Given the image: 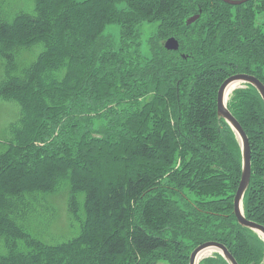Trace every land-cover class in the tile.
I'll use <instances>...</instances> for the list:
<instances>
[{
  "label": "trees",
  "instance_id": "trees-1",
  "mask_svg": "<svg viewBox=\"0 0 264 264\" xmlns=\"http://www.w3.org/2000/svg\"><path fill=\"white\" fill-rule=\"evenodd\" d=\"M189 1L32 0L27 11L11 12L0 0V48L9 51L0 54V101L17 96L34 111L24 128L20 106L11 138L0 141V264H159L162 253L168 264H189L193 250L209 241L224 244L238 264H264V239L234 215L242 152L217 115L218 87L227 77L251 74L264 84V24L255 17V6L264 14V0ZM143 25L160 33L147 53L138 41ZM108 27L118 28L120 46L105 36ZM171 37L177 52L164 48ZM21 53L33 59L17 62ZM49 71L57 75L55 96L41 87L53 104L46 110L35 87ZM259 97L248 85L228 108L260 149L251 150L243 201L246 218L264 226ZM249 100L259 114L253 125L242 114ZM64 198L76 226L72 240L52 228ZM200 264L228 263L216 253Z\"/></svg>",
  "mask_w": 264,
  "mask_h": 264
},
{
  "label": "rangeland",
  "instance_id": "rangeland-1",
  "mask_svg": "<svg viewBox=\"0 0 264 264\" xmlns=\"http://www.w3.org/2000/svg\"><path fill=\"white\" fill-rule=\"evenodd\" d=\"M28 1L32 2V0H6L7 5L5 7L11 6L12 7V9H10L11 12L16 11V10L17 11H27V9L30 6H32V3H28ZM184 1L185 2H190L189 0H184ZM47 3H48L49 6H52V5L54 6V3H50V2H47ZM193 3H195V2H193ZM198 3H200V5H203V6L206 5L205 0L199 1ZM255 8H256V13H255L256 23L258 22L259 24H264V18L260 17V15H261L260 8H258V6H255ZM118 28H116V27H108L106 32H105V36H109L113 41H117V43H115L116 46H120V42H118L119 41V30H118ZM155 30H156V25H144V26H142L140 28V32L141 33L139 34L138 41H140V43L143 44V45L147 44L148 42L155 43L156 40L159 38L158 35L160 34V33L159 34L158 33L154 34ZM141 51H142V48H141ZM150 51H151V46H150ZM144 52L145 53L148 52V46L144 45ZM175 52H177V51H175ZM258 52L259 51H257V53ZM5 53H9V51H6V50L0 48V54L4 55ZM259 53L262 54L261 51ZM31 54H33V53H31ZM44 57L47 58V57H53V56L51 54H48V55H46ZM32 59H33V55L29 54L28 56H25V60H24V55H23V53H21L20 54V59H17L16 61L18 62L19 60H22V61H24V64H25V63H29ZM59 59H60V61L63 60L62 59V55H60ZM75 59L79 62V59L77 57H75ZM112 59H115V58H111V60ZM60 61H56L55 64L61 63ZM80 63H82V62L77 63V65L80 64ZM233 68L234 67L225 66L226 72L229 71V70H232ZM61 69H62V66H61ZM55 70L58 73V71L60 70V67H57ZM113 71H115V68H114ZM57 73L53 76L52 71H49V73H47V75H49V76H46L44 81H42L41 83L37 84V86H40V88L38 89V87H35L36 88L35 94L36 93H37L36 95L42 94V98H43L42 102L45 104L46 110H48V109L50 110L49 106L53 105V104L46 100L47 98L44 95V94H46V92H43L41 90V87H46L47 89H49V91H48L49 95L52 96V94H54V96H55V93H54L55 90L53 88V86L55 85V83H54L55 80L53 79V77H56ZM72 75L74 76V78H75L74 81L76 82V76L74 74H71L70 77H72ZM202 78H203V76H202ZM2 79H3V70H2V64L0 63V82L2 81ZM41 79H43V76H41V77L39 76L38 77V80H41ZM35 83H38V82H35ZM70 83H71V80L67 83L66 89L63 86L62 94H64L66 99L70 98L69 97V93H68V87H69ZM24 96L25 95H23V97ZM14 98L17 101H14V100L0 101V141H5V140L11 138V135L9 133V131H10L9 128L12 125V122L16 123L18 121V119L16 120V118H19L20 114L22 113V109L20 108V106L24 107V109H25L24 119H23L24 128H25L26 125L30 126V125L33 124L32 123L33 120H34V117H33L34 116V114H33L34 111H33V109L31 111L29 110L30 107H29V105L27 107V105L25 104V100L24 99H20V97H18V99H17V96L14 97ZM26 98H27V96L25 97V99ZM259 98H260L261 102L263 103V100L261 99V97H259ZM59 99L61 100V103H62L63 99L60 98V97H57L56 101L57 100L59 101ZM34 100H35V102L34 101H31V102H33L34 103L33 105H36V108H37V106L40 105L39 96H37ZM26 101L28 102L27 99H26ZM20 102L22 103V105H21ZM49 103H50V105H49ZM256 104L258 106L260 105V101H259L258 98H256ZM247 105L248 106L244 108L245 110L243 109L242 114H243L244 118L247 119L248 125H253L256 122V120H257L256 117H258L259 114H257V113L255 114L253 112V109L251 110V106H252L251 100H249L247 102ZM59 106L60 105L57 104L55 107L57 108ZM250 147H251L252 151L254 149H256V151L260 150L255 145V141L254 140H252L250 142ZM54 223L55 224H54V226H52V228H53V232L57 235V237L66 238L67 240H72L73 238H75L77 236L76 234H74L76 226H75V224H73L71 222V220L69 219V217L67 215V204H66V199L65 198L62 199L61 202L59 203V214H58V217L54 219ZM75 248L79 250L78 245L74 246L73 249H75ZM248 250H249V248H248ZM159 258L166 261V262H164L162 260L159 264H168V262L170 263V261H168L166 255H165V253H162L161 255H159ZM139 262H140V260L138 261V263ZM153 262H154L153 259H150V260H146L143 264H153Z\"/></svg>",
  "mask_w": 264,
  "mask_h": 264
},
{
  "label": "water",
  "instance_id": "water-1",
  "mask_svg": "<svg viewBox=\"0 0 264 264\" xmlns=\"http://www.w3.org/2000/svg\"><path fill=\"white\" fill-rule=\"evenodd\" d=\"M226 3L230 5H240L243 4L249 0H244V1H231V0H223ZM198 17H192L189 21L188 24H192L197 20ZM165 47L169 51H177L179 49V43L177 40L174 38H171L167 40L165 43ZM238 84H249L253 86L260 94L263 102H264V86L254 78L253 76L249 75H235L230 78H228L220 87L219 93H218V100H217V113H218V118L224 119L230 127L233 129L235 132L241 149H242V157H243V171H242V177L241 181L239 184L238 191L236 193L235 197V215L237 217V220L239 224L242 227L248 228L259 235H261L264 238V227L261 225H258L252 221H248L244 215L243 211L241 209V202L243 199V196L250 184V179H251V163H250V148H249V140L248 137L246 136L245 132L241 128L240 124L236 121V119L231 115V113L228 111L227 106H226V93L227 91ZM210 252H218L220 253L225 260L228 262V264H238L234 257L229 253L227 248L219 243L215 242H208L205 243L201 246H199L191 255L190 257V264H198L199 257L210 253Z\"/></svg>",
  "mask_w": 264,
  "mask_h": 264
},
{
  "label": "bare ground",
  "instance_id": "bare-ground-1",
  "mask_svg": "<svg viewBox=\"0 0 264 264\" xmlns=\"http://www.w3.org/2000/svg\"><path fill=\"white\" fill-rule=\"evenodd\" d=\"M182 4V3H181ZM187 4V3H186ZM175 5V4H174ZM192 5H194V4H192ZM229 5V4H228ZM173 7V6H172ZM174 8H176L175 6H174ZM191 8V7H190ZM173 9V8H172ZM187 9V8H186ZM199 9V8H198ZM185 10V9H184ZM190 10V9H189ZM126 12V11H125ZM129 12V11H128ZM138 13V12H137ZM246 13V12H245ZM131 15V14H130ZM135 15V14H134ZM139 15V14H138ZM140 16V15H139ZM173 16V15H172ZM171 16V17H172ZM184 16V15H183ZM127 17H129V15L127 16ZM142 17V16H141ZM123 18V17H122ZM135 18H137V17H135ZM168 18V17H167ZM130 19V18H129ZM161 19V18H160ZM151 20V19H150ZM183 20H184V18H183ZM182 20V21H183ZM149 21V20H148ZM168 21V20H167ZM136 22V21H135ZM141 22V21H140ZM169 22V21H168ZM177 22V21H176ZM128 23V22H127ZM216 23V22H215ZM218 23V22H217ZM125 24V23H124ZM131 24V23H130ZM147 24V23H146ZM114 25V24H113ZM133 25V24H132ZM136 25V24H135ZM176 25V24H175ZM225 25V24H224ZM162 26V25H161ZM126 28V27H125ZM131 28V27H130ZM128 29V28H127ZM164 29V28H163ZM125 30V29H124ZM162 30V29H161ZM176 30V29H175ZM131 32V31H130ZM133 32V31H132ZM162 32V31H161ZM185 32V31H184ZM126 33V32H125ZM125 33H123L124 35H125ZM174 34V33H173ZM122 36V35H121ZM130 36V35H129ZM132 36V35H131ZM121 38H123V37H121ZM186 40V39H185ZM122 41V40H121ZM183 41V40H182ZM123 43V42H122ZM124 43H125V41H124ZM134 43H135V41H134ZM187 43V42H186ZM126 44V43H125ZM185 44V43H184ZM194 45H196V44H194ZM123 46H124V44H123ZM198 46V45H197ZM129 47V46H128ZM181 49V48H180ZM122 52H123V50H122ZM134 57V56H133ZM127 58H128V56H127ZM153 60V59H152ZM239 60V59H238ZM131 61V60H130ZM150 62V61H149ZM242 62V61H241ZM240 62V63H241ZM237 64V63H236ZM147 65V64H146ZM148 65H149V63H148ZM252 65V64H251ZM139 66H140V64H139ZM241 66V65H240ZM239 66V67H240ZM250 66V65H249ZM259 66V65H258ZM147 67V66H146ZM246 67V66H245ZM144 68V67H143ZM259 68V67H258ZM233 70V69H232ZM240 70V69H239ZM262 71H263V69H261ZM227 72H230V71H227ZM132 74V73H131ZM134 74V73H133ZM130 75V74H129ZM259 75V74H258ZM260 75H262V74H260ZM131 77V76H130ZM133 78V77H132ZM260 78H262V76H260ZM138 82V81H137ZM132 83V82H131ZM135 83V82H134ZM187 85V84H186ZM128 88H129V86H128ZM217 88V87H216ZM219 88V87H218ZM234 89V86L233 87H231L229 90H228V94L232 91ZM181 90V89H180ZM195 90V89H194ZM144 91V90H143ZM161 91V90H160ZM163 91H165V89L163 90ZM167 91H169V90H167ZM183 91H184V89H183ZM193 91V90H192ZM214 91V90H213ZM159 92V91H158ZM170 92V91H169ZM185 92V91H184ZM248 92V91H247ZM171 93V92H170ZM176 95V94H175ZM208 95V94H207ZM213 95V94H212ZM180 96V95H179ZM182 96V95H181ZM214 96H216L215 94H214ZM175 97V96H174ZM173 97V98H174ZM253 97V96H252ZM257 98V97H256ZM158 100V99H157ZM160 100V99H159ZM176 101V100H175ZM181 101H182V99H181ZM156 102V101H155ZM164 102V101H163ZM172 102V101H171ZM170 102V103H171ZM158 103V102H157ZM167 103V102H166ZM173 103V102H172ZM150 104H151V102H150ZM160 104V103H159ZM244 104V103H243ZM249 104V103H248ZM157 105V104H156ZM162 105V104H161ZM168 105V104H167ZM183 105V104H182ZM158 106H160V105H158ZM165 106V105H164ZM172 106V105H171ZM216 106V105H215ZM183 107V106H182ZM193 107V106H192ZM181 108V107H180ZM194 109V108H193ZM196 109V108H195ZM245 110V109H244ZM257 112V111H256ZM239 119V118H238ZM215 120V119H214ZM243 122H245V121H243ZM247 123V122H246ZM217 126V125H216ZM223 133V132H222ZM253 146V145H252ZM241 147V146H240ZM255 147V146H254ZM249 148H250V144H249ZM255 150V149H254ZM241 152H242V149H241ZM250 163H251V168H252V162H251V148H250ZM242 171H243V157H242ZM2 236V235H1ZM209 254H206V255H204V256H208Z\"/></svg>",
  "mask_w": 264,
  "mask_h": 264
}]
</instances>
